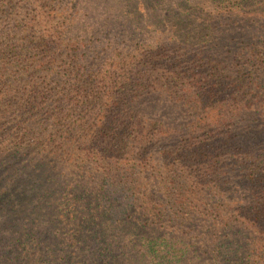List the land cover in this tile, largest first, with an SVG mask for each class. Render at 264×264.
I'll list each match as a JSON object with an SVG mask.
<instances>
[{"label":"trees","instance_id":"16d2710c","mask_svg":"<svg viewBox=\"0 0 264 264\" xmlns=\"http://www.w3.org/2000/svg\"><path fill=\"white\" fill-rule=\"evenodd\" d=\"M1 4L0 264H264V0Z\"/></svg>","mask_w":264,"mask_h":264},{"label":"rangeland","instance_id":"374dc122","mask_svg":"<svg viewBox=\"0 0 264 264\" xmlns=\"http://www.w3.org/2000/svg\"><path fill=\"white\" fill-rule=\"evenodd\" d=\"M13 1H15V0H13ZM113 3H114V0H76L77 6L81 8V13H83L86 16V18L94 21L96 23L97 27L100 26L101 23L105 19H117L118 16H120V13L115 11V7H114L115 5ZM5 4L8 5V3H5ZM20 5H22V7L20 9H16V8L11 9V8H8L7 6L2 5V4L0 5V40H2L3 43L9 44L12 41H15L16 39H18L17 36L19 34L14 32V25H13L14 22L13 21H15L16 19H19L21 16H23V13L25 11V9H24L25 5H23V4H20ZM57 5H58V3L56 1V5H52V7L56 8ZM47 8L49 9V7L48 6L45 7V9L47 10L46 12H49V10ZM8 11L11 13L9 16H8ZM28 11H29V14L32 13L30 10H28ZM49 14H51V13L49 12ZM27 17H29V16L27 15ZM44 22L46 23V25H49V26H52L53 24H55V21H53V20L50 21V18H47L46 21H44ZM46 29L48 32L47 34L52 33L54 30L52 27L47 28V26H46ZM70 33L72 35L79 34L78 32L77 33L76 32H70ZM36 41L37 40H34V42H36ZM11 45H9V49H10ZM16 48L18 50H13L11 54H13V53L21 54L22 57H19L20 59L26 60L27 63H32L31 57L28 56V53L25 50L26 47H16ZM12 58H14V57H12ZM154 106L156 107L157 110H160L159 114L161 116L171 112V109H169V107H167V109H163V108H165V106H162L161 104L158 106L156 104ZM5 138H6L5 132H0V141L5 139ZM0 167H1V164H0ZM3 170L4 169H2V167H1L0 168V174L2 173ZM27 175H28V172L26 174H22V180H24V178H27ZM10 188L13 191H15V193H18V191H28L26 186L22 185V183H16V184H14V186H11Z\"/></svg>","mask_w":264,"mask_h":264}]
</instances>
